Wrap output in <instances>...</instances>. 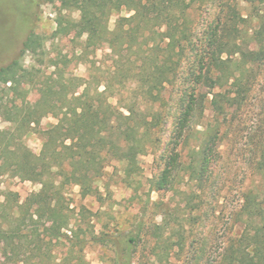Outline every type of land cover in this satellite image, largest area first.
Returning <instances> with one entry per match:
<instances>
[{"label": "trees", "instance_id": "16d2710c", "mask_svg": "<svg viewBox=\"0 0 264 264\" xmlns=\"http://www.w3.org/2000/svg\"><path fill=\"white\" fill-rule=\"evenodd\" d=\"M242 1L257 21L251 35L246 28L248 17L241 14L236 0L227 2L225 10L218 0H59L65 9L78 11L80 18L59 19L55 36H85L84 51L106 46L113 63L100 69L94 88L81 78L66 79L59 63H54L56 79L51 76L44 81L34 79L32 70L25 69L20 60L0 68L1 116L24 129L23 134L31 125H40L43 116L52 114L58 119V124L46 131L39 155L25 149L18 158L10 145L0 152V159L14 155L18 161L12 168L42 186L23 202L8 191L0 203V253L5 263L89 264L86 247L100 246L109 253L111 264H134L138 250L151 240L153 252L160 250L162 254L157 255L165 264H177L173 260H178L187 243L184 222L196 220L182 214L201 209L191 198L193 194L183 192L187 199L178 205L181 210L166 211L161 201L151 204L148 199L142 203L133 229L101 233L84 217V207L78 213L71 208L67 194L71 186H77L83 199L101 200L96 184L112 162L125 165L133 186V177L142 171L138 158L156 146L151 137H156L168 120L172 121L171 131L152 190L192 183L200 195L203 193L211 161L227 135L224 129L230 126L227 113L239 98L241 102L247 98L242 91L253 90L259 80L254 69L264 65V0ZM203 10L211 11L213 17L197 31L193 14ZM123 11L128 15H119ZM115 14L119 16L111 29L109 22ZM129 83L131 88H127ZM2 84L9 87L2 88ZM102 85L105 89L99 91ZM80 87L84 89L78 94L76 88ZM117 88L119 92L128 89L137 103L114 105L111 99ZM32 89L37 90L39 99L29 107L24 101ZM19 99L23 104H16ZM145 105L150 111L142 110ZM208 108L213 117L205 123ZM199 126L204 129L198 131ZM253 135L258 146L255 167L264 176V123ZM3 137L7 138V133ZM135 191L137 196L139 188ZM200 195L195 196L202 198ZM151 210L162 215L161 223L152 222ZM239 218L243 231L224 242L217 264H264L261 191L252 188L244 194Z\"/></svg>", "mask_w": 264, "mask_h": 264}, {"label": "rangeland", "instance_id": "374dc122", "mask_svg": "<svg viewBox=\"0 0 264 264\" xmlns=\"http://www.w3.org/2000/svg\"><path fill=\"white\" fill-rule=\"evenodd\" d=\"M222 1L225 10L227 2ZM241 9V14L248 17V28L250 35L252 28L257 27V21L253 20L250 6L242 1L236 0ZM206 10L196 12L193 17L197 19L198 30L209 23L213 17L212 12ZM119 15H128L127 11ZM111 17L109 27L114 29L119 16ZM80 13L75 10L65 9L59 0H0V68L6 66L13 60H20L25 69L32 70L34 79L44 81L47 77L54 76L57 71L54 63H59L65 78L77 77L88 81L92 88L95 87V77L99 75L100 69L110 68L113 61L110 57L111 51L108 47H100L96 50L84 51L86 37H76L70 34L65 37H56L58 20H79ZM33 35L30 45L26 46L30 36ZM235 60L238 57L234 58ZM239 64H235L238 68ZM234 69V68H233ZM253 73H258V81L254 84L251 92L246 93V99L241 102L239 98L233 109L227 113L230 126L224 129L225 136L217 154L210 164L209 182L205 185L203 193L190 183L182 186L170 185L162 191H153L154 183L162 169L161 154L168 143V135L171 131L172 121L168 120L164 129L152 139H155L156 146L150 149L146 155L138 158L142 169L140 176H134V184L130 186L131 179L125 174V165L119 162H112L106 169L104 177L98 181L102 199L89 197L83 199L80 196L79 187L71 186L67 194L71 208L79 209L84 207L83 215L91 221V225L97 233L107 232L115 229L131 230L135 227L142 203L148 199L151 204L161 201L166 211L176 210L183 198V192L191 193L195 203L201 205L200 211L182 214L183 217L191 218L195 222H184L187 232V243L179 253L177 264H217L220 259L224 243L228 239L237 238L241 235L244 225L239 218V212L243 203L244 194L255 188L264 195V176L258 174L255 167L257 161L256 139L253 133L257 127L264 123V65L256 67ZM66 81V80H63ZM52 82V81H51ZM54 87L58 86L55 85ZM133 84H128L131 88ZM2 88L9 85L2 84ZM57 88V87H56ZM68 89L71 87L67 86ZM74 87L72 86V89ZM31 89V88H30ZM58 89V88H57ZM84 87L76 88L81 94ZM104 85L99 87L103 91ZM117 88V93L111 102L118 105L120 101L128 105H135L137 102L132 98L128 89ZM12 95L7 100L10 102ZM39 99L36 89H32L27 96L25 105L34 107ZM17 105L23 104L21 99ZM146 105L143 111H150ZM208 108L205 123L213 117ZM127 114L126 110H122ZM221 118V117H220ZM58 124V119L52 114L43 116L40 125H31L23 134L22 128H18L8 122L0 115V152L3 147L10 145L18 152V158L28 149L35 155L42 151L45 133ZM198 131L204 127L199 126ZM7 133V138L3 135ZM195 142V141H194ZM69 143V142H68ZM195 144V143H194ZM184 156L189 162L188 150ZM18 159L11 154L0 159V203L4 201V195L8 191L16 193L21 202L32 193H37L42 188L41 184L19 175L12 168ZM69 185V184H68ZM135 188H139L136 196ZM199 194L202 198H196ZM187 199V198H186ZM167 205V206H166ZM185 215V216H184ZM152 222L161 223L162 215L152 210L149 211ZM190 219V221H192ZM86 223V222H85ZM85 225V224H84ZM154 241H148L141 246L136 254L134 264H165V262L154 251ZM100 246H88L85 250V258L89 264H102V261H109V253L105 254ZM162 254V253H161ZM38 260V259H37ZM112 262L109 261L108 264ZM0 264L5 263L0 253ZM29 264H37L36 260ZM39 264H49L39 262Z\"/></svg>", "mask_w": 264, "mask_h": 264}]
</instances>
